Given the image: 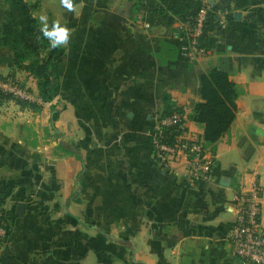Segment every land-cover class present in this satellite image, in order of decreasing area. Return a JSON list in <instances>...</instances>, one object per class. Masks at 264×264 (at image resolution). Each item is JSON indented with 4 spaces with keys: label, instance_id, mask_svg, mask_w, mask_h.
<instances>
[{
    "label": "crops",
    "instance_id": "obj_1",
    "mask_svg": "<svg viewBox=\"0 0 264 264\" xmlns=\"http://www.w3.org/2000/svg\"><path fill=\"white\" fill-rule=\"evenodd\" d=\"M25 1L72 36L51 102L0 50V77L30 87L35 104L0 93V200L14 214L0 264H239L233 199L255 180L264 224V0H202L226 26L192 61L179 50L189 23L159 0H74L75 13ZM7 9L0 0V36ZM214 67L239 86L237 117L215 146L211 180L189 188L155 162L149 130L169 94L203 135L190 116Z\"/></svg>",
    "mask_w": 264,
    "mask_h": 264
},
{
    "label": "trees",
    "instance_id": "obj_2",
    "mask_svg": "<svg viewBox=\"0 0 264 264\" xmlns=\"http://www.w3.org/2000/svg\"><path fill=\"white\" fill-rule=\"evenodd\" d=\"M159 11L171 13L182 22L193 25L200 10L205 6L202 0H159ZM8 9L4 12V23L0 36V50L13 58L12 67L28 72L37 80L39 95L42 101L51 102L60 89V65L57 56L61 47L51 48L49 41L43 37L32 5L25 0H5ZM220 17L216 7L207 10L203 34L200 37L201 48L209 51L217 45L216 33L221 31ZM31 38H35L37 46L33 45ZM164 47H171L163 44ZM170 50V49H169ZM44 53L45 56H42ZM12 77V76H8ZM1 95L5 94L0 91ZM201 101L194 105L191 120L203 125V140L205 146L212 152L215 146L229 133L232 123L237 117L236 101L240 89L227 71L214 67L201 76ZM163 106L159 112L160 118L184 115V109L177 106L169 94H163ZM24 105L35 104L28 101ZM58 114L53 112L54 120ZM152 127V125H151ZM176 125L163 130L164 138L173 143L175 141ZM13 212L9 210L4 201L0 200V224L7 227L8 234L12 228ZM7 234V235H8ZM4 240L0 241V249Z\"/></svg>",
    "mask_w": 264,
    "mask_h": 264
},
{
    "label": "built area",
    "instance_id": "obj_3",
    "mask_svg": "<svg viewBox=\"0 0 264 264\" xmlns=\"http://www.w3.org/2000/svg\"><path fill=\"white\" fill-rule=\"evenodd\" d=\"M208 7L204 6L192 26L180 37L179 50L183 57L192 61L208 51L199 46L206 21ZM220 25L226 26L224 19ZM0 91L20 101L33 99L31 92L13 77H0ZM176 125L175 141L168 142L163 136L166 127ZM155 162L165 171L191 188L210 181L213 175L215 158L205 146L202 135L190 132L184 115L156 117L149 130ZM262 186L255 180L250 189L238 192L233 199L235 219L228 240L234 257L239 264H264V224L262 222ZM7 227L0 224V241L6 239Z\"/></svg>",
    "mask_w": 264,
    "mask_h": 264
},
{
    "label": "clouds",
    "instance_id": "obj_4",
    "mask_svg": "<svg viewBox=\"0 0 264 264\" xmlns=\"http://www.w3.org/2000/svg\"><path fill=\"white\" fill-rule=\"evenodd\" d=\"M60 5L69 12L77 11L74 0H60ZM40 31L44 38L48 39L51 48L67 47L70 43L72 32L59 20H54L49 26L47 14H41L38 18Z\"/></svg>",
    "mask_w": 264,
    "mask_h": 264
},
{
    "label": "water",
    "instance_id": "obj_5",
    "mask_svg": "<svg viewBox=\"0 0 264 264\" xmlns=\"http://www.w3.org/2000/svg\"><path fill=\"white\" fill-rule=\"evenodd\" d=\"M235 17H236V19H240V13L237 12L236 15H235ZM25 208H26V204L25 203H23V202L18 203L17 204V210H16L17 214L19 216H23L24 215V212H25Z\"/></svg>",
    "mask_w": 264,
    "mask_h": 264
},
{
    "label": "rangeland",
    "instance_id": "obj_6",
    "mask_svg": "<svg viewBox=\"0 0 264 264\" xmlns=\"http://www.w3.org/2000/svg\"><path fill=\"white\" fill-rule=\"evenodd\" d=\"M31 42H32L33 45L37 46L35 38H31ZM41 54H42V56H45L44 53H41ZM13 78H15V77H13ZM19 82L24 86V88L27 89V91L30 92V89H31L30 87H28L27 85H24V83H22V81H19ZM9 97H10L11 99H16V100H18L17 98H15V97H13V96H11V95H9ZM32 101H33V99L30 100V102H32ZM28 102H29V101H28ZM55 108H56V106H55ZM178 178H179V177H178ZM182 185L187 186V185L185 184V182H184V184L182 183ZM187 187H188V186H187ZM189 188H191V187H189ZM234 214H235V213H234ZM234 219H235V217H234Z\"/></svg>",
    "mask_w": 264,
    "mask_h": 264
}]
</instances>
